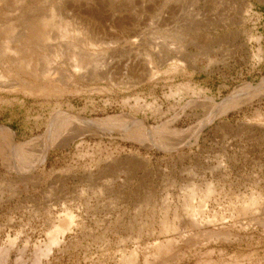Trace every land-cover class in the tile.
Masks as SVG:
<instances>
[{
  "label": "rangeland",
  "instance_id": "1",
  "mask_svg": "<svg viewBox=\"0 0 264 264\" xmlns=\"http://www.w3.org/2000/svg\"><path fill=\"white\" fill-rule=\"evenodd\" d=\"M133 1L106 2L83 19L98 29L92 51L100 56L80 76L68 60L39 79L7 73L0 264H121L133 251L143 264L158 242L180 241L162 234V223L182 214L193 185L264 188V3L149 0L143 11ZM1 15L0 37L17 20ZM231 200L224 196L222 213ZM67 212L77 225L50 247ZM182 231L180 264L213 251L227 261L264 257L262 228L225 243L205 242L196 227Z\"/></svg>",
  "mask_w": 264,
  "mask_h": 264
},
{
  "label": "bare ground",
  "instance_id": "2",
  "mask_svg": "<svg viewBox=\"0 0 264 264\" xmlns=\"http://www.w3.org/2000/svg\"><path fill=\"white\" fill-rule=\"evenodd\" d=\"M36 1L38 0H0V14L8 15L9 13V15L15 14L17 16L16 21H11L8 25L6 24L7 26L5 25L6 27L0 37L2 50V53L0 52L1 89L4 85H8L4 80L7 73L16 72L17 75H21L20 72L27 71L37 78H42L58 72V67L62 68L64 60L70 62V66L76 74L82 70L86 62L92 61L96 64L99 60V58L97 59L99 52L92 51V46L98 43L99 39H97L96 33L98 29L96 30L95 26L91 28L83 19L97 11V7H102L107 3L112 5L115 2H120L121 5L123 2L128 4L125 1L130 0H41L42 2L39 1L40 4ZM148 1H137L141 10L144 11L146 8L147 11V6L151 4ZM258 1L264 3V0ZM163 2L165 1L163 0ZM129 6L131 7V5ZM249 7V12L255 9L254 5H249ZM17 23L24 28L23 34H21L22 31L17 34ZM11 56H15L17 59H6ZM11 61L12 66H10ZM77 75L80 76L81 73ZM83 78L85 79V77ZM27 79L22 78V80ZM205 183H207L205 189L195 187L192 183L194 187L186 194L184 204L182 203V214L176 209L173 220L171 221L166 217L162 223V234L178 233L180 241L173 238L158 242L151 253H146L143 256V264H180L187 259L188 249H183V245L180 244L185 236L182 228L184 230L187 227H196L203 235L204 241L209 243L235 242L240 239L241 232L256 228L264 230V188H253L250 194H242L234 192L233 189L222 191L223 189L218 187L219 184L214 181H205ZM228 195L232 197V200L228 205L227 213L224 214L222 210L226 206H223L222 199ZM76 225L75 216L71 212H67L50 235L49 246L52 247L61 243L65 234L70 233ZM213 252H210L209 255L206 254L199 260L201 263L197 264H264V257L258 259L257 255L238 257L236 254L234 256L229 255L230 260L227 261L224 258L227 254L224 252H221L217 259L214 258ZM121 264H141L139 253L133 251L130 256L126 255Z\"/></svg>",
  "mask_w": 264,
  "mask_h": 264
}]
</instances>
